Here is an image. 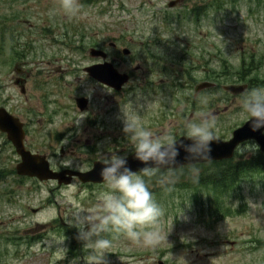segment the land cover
I'll return each mask as SVG.
<instances>
[{
    "label": "rangeland",
    "instance_id": "374dc122",
    "mask_svg": "<svg viewBox=\"0 0 264 264\" xmlns=\"http://www.w3.org/2000/svg\"><path fill=\"white\" fill-rule=\"evenodd\" d=\"M169 1L79 0V16L69 19L58 0H0V106L25 123L27 147L53 169L73 159L69 169L86 170L100 154H131L122 109L153 132L177 137L202 112L215 115L224 139L247 121L238 105L242 94L223 85L256 78L259 85L249 88L264 86V0H182L177 7ZM111 41L131 50L115 55L121 72L134 73L119 92L84 71L100 61L89 50H107ZM18 77L27 79L26 93ZM204 81L217 87L195 95ZM80 96L89 98L83 111ZM254 146L241 145L238 159L256 154ZM19 161L0 135V264H85L90 250L79 239L72 244L66 229L78 234L68 222L71 202H93L103 184L22 177ZM170 171L145 178L164 211L160 244L143 247L110 233L105 264H264V173L221 196L223 217L216 218L212 187L193 188L186 169L171 171L167 182Z\"/></svg>",
    "mask_w": 264,
    "mask_h": 264
},
{
    "label": "clouds",
    "instance_id": "9594fccd",
    "mask_svg": "<svg viewBox=\"0 0 264 264\" xmlns=\"http://www.w3.org/2000/svg\"><path fill=\"white\" fill-rule=\"evenodd\" d=\"M58 8L69 19L80 13L79 0H58ZM238 105L241 117L250 122L253 132L264 130V86L247 89L240 96ZM122 119L130 152L144 167L131 168L129 151L99 155L103 186L91 203L72 201L68 221L77 228L83 246L90 250V258L85 264H105L104 257L112 247V240L108 238L110 233L122 234L133 244L143 247H157L163 239L159 221L164 211L145 178L156 176L162 169H176L173 165L183 149L188 159L196 161L189 163L186 171L193 183H199L201 170L198 163L209 160L213 143H220L217 119L211 112H202L196 119L185 122L183 138L188 143L170 131L153 132L128 110L122 109ZM63 166L73 167V159L67 160ZM173 176L170 171L167 182H171ZM249 205L256 209L257 204L251 200Z\"/></svg>",
    "mask_w": 264,
    "mask_h": 264
},
{
    "label": "water",
    "instance_id": "95a60500",
    "mask_svg": "<svg viewBox=\"0 0 264 264\" xmlns=\"http://www.w3.org/2000/svg\"><path fill=\"white\" fill-rule=\"evenodd\" d=\"M175 4L176 2L173 1L169 5L173 7ZM124 53L128 54L129 50L125 49ZM90 55L92 57H107V53L98 48H91ZM85 70L90 76L117 90H121L130 79L129 74L119 72L115 65L110 61L88 66ZM16 82L21 85V90L25 93V79L18 78ZM214 85L215 83L209 81L201 82L196 86V94L199 91L213 87ZM247 87V84H228L224 86V89L234 95H238L244 93L247 90ZM77 105L81 110H84L88 105V99L86 97L77 98ZM249 124L250 122L248 123V121H246L242 126L236 128L233 131L232 137L228 140L219 138L220 143H213V150L210 159L207 161H200L199 163L233 158L236 149L242 143L249 140H255L259 144L260 149L264 152V130L261 132H253ZM0 130L7 133L8 139L13 143L17 153L21 157V161L16 167L19 175L37 177L39 180L58 179L60 184H69L73 176H78L84 183H103L102 178L99 175L102 166L98 160L94 162V166L91 170L85 172L72 169H66L60 172L52 170L45 155L33 153L26 148V130L24 128V122H22L19 117L10 114L4 107L0 108ZM180 138L185 139L183 136ZM185 142L188 143L189 141L185 139ZM187 157L188 154L181 149L180 154L177 157V162L173 167L180 168L189 163L196 162ZM129 165L133 170H138L144 167L141 162L133 158L132 154L129 156ZM161 264H163V262H161Z\"/></svg>",
    "mask_w": 264,
    "mask_h": 264
},
{
    "label": "trees",
    "instance_id": "16d2710c",
    "mask_svg": "<svg viewBox=\"0 0 264 264\" xmlns=\"http://www.w3.org/2000/svg\"><path fill=\"white\" fill-rule=\"evenodd\" d=\"M243 64H245V61L243 62ZM253 69L254 67L248 68V70L251 71ZM246 73L247 71H244L241 77H246ZM255 79L256 78L250 79V87L252 85H259L258 83H256L257 80ZM261 83L262 85H264V79ZM240 155L241 153L237 152L236 156L232 159L198 164V167L201 170L200 181L199 183H194L192 187H212L214 192L213 197L215 199L210 200V208L212 209L213 213L215 214L214 217L216 218L223 217V215H219L220 208L222 207V201H220V199H222L221 196L229 194L233 190V188L238 186L240 182L245 180L246 178L251 177L257 173H264L263 152L259 150L256 154L244 159H238ZM189 167H184V169L187 170ZM160 174L164 175L166 174V171L161 170V173L157 175ZM77 239L78 237L73 235V241H76Z\"/></svg>",
    "mask_w": 264,
    "mask_h": 264
},
{
    "label": "flooded vegetation",
    "instance_id": "af4514ba",
    "mask_svg": "<svg viewBox=\"0 0 264 264\" xmlns=\"http://www.w3.org/2000/svg\"><path fill=\"white\" fill-rule=\"evenodd\" d=\"M181 1L182 0H178L177 6L181 3ZM126 47L127 46H123L120 42L111 41L109 43L108 49L106 50L107 53H108V57L112 58L113 61H115L117 59V56H115V55H118V56L124 58L123 49L126 48ZM130 54H131V52H130ZM130 54H128L127 56H129ZM128 73L130 74V81L127 83L126 86L130 85L132 83L133 79H134V73L133 72H128ZM26 83H27V81H26ZM0 107H5V106H0ZM9 112H11V111L9 110ZM0 135L3 136L4 138H7V135L5 133H3L2 131H0ZM7 140H8V138H7ZM87 170H89V169L81 170V171H87ZM73 180H79V178L78 177H74ZM85 184L95 185V184H92V183H85Z\"/></svg>",
    "mask_w": 264,
    "mask_h": 264
}]
</instances>
